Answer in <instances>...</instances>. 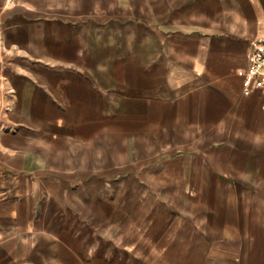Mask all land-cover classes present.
<instances>
[{
  "label": "crops",
  "instance_id": "0c3cea01",
  "mask_svg": "<svg viewBox=\"0 0 264 264\" xmlns=\"http://www.w3.org/2000/svg\"><path fill=\"white\" fill-rule=\"evenodd\" d=\"M262 38L264 0H0V264H264Z\"/></svg>",
  "mask_w": 264,
  "mask_h": 264
},
{
  "label": "built area",
  "instance_id": "2783aa9c",
  "mask_svg": "<svg viewBox=\"0 0 264 264\" xmlns=\"http://www.w3.org/2000/svg\"><path fill=\"white\" fill-rule=\"evenodd\" d=\"M252 91L264 94V38L250 44L243 95L248 96Z\"/></svg>",
  "mask_w": 264,
  "mask_h": 264
},
{
  "label": "rangeland",
  "instance_id": "374dc122",
  "mask_svg": "<svg viewBox=\"0 0 264 264\" xmlns=\"http://www.w3.org/2000/svg\"><path fill=\"white\" fill-rule=\"evenodd\" d=\"M99 214V216H101L103 213H98ZM97 239H98V241L101 243V245H99V248L101 249V250H105V248L107 247L106 245V239H105V237H103V235H101V234H98L97 233ZM118 246V249L117 250H122V247H121V244H118L117 245ZM87 247H88V245H83V249H87Z\"/></svg>",
  "mask_w": 264,
  "mask_h": 264
}]
</instances>
